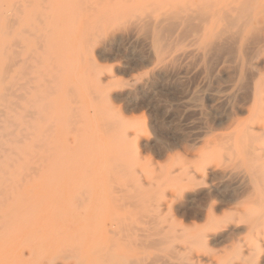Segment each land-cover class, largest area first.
I'll use <instances>...</instances> for the list:
<instances>
[{"label": "rangeland", "instance_id": "1", "mask_svg": "<svg viewBox=\"0 0 264 264\" xmlns=\"http://www.w3.org/2000/svg\"><path fill=\"white\" fill-rule=\"evenodd\" d=\"M41 1L0 0V79H3L2 82L0 80V96L3 95L5 86L8 87L14 78V73L11 72L13 69H9L11 71H8V75L4 74L10 57L23 49L14 48L15 39L19 38L24 47L30 42L26 55L30 52V55H34V51V56L39 58L42 54L36 39L22 33L24 28L35 33L39 30L38 34L45 30L46 33L50 29L53 31V37L44 35L50 38L43 39L47 52L46 55L42 54L45 57H40H43V65L52 67L45 78L54 75L60 82L53 86L58 87V91L52 99L31 107V111L36 112L33 119L30 116L23 118L24 114H32L15 109L14 105H10L11 101L3 103L0 97V111L9 113L5 118L0 117L3 122H0V155L3 156L0 166L8 168L5 176L4 172H0V191L4 193L5 190V198L2 194L0 196V260L7 257L38 260L43 255V258H59V264H74L77 261L81 264H264V212H261L264 211V195H257V192L264 194V130L251 129L247 123L248 113L239 109V95L249 83L248 78L240 77L243 64L239 55L225 52L226 55L223 53V56H219L224 51L218 50H213L216 55L213 51L203 53L197 46L187 45V42L172 43L165 50L154 54L147 34L138 30L130 18H120L116 23L115 30L119 38L112 46L103 48L97 45L86 50L82 37L87 26L84 22H87L89 16L80 15L78 18V14H75L66 17V13L58 12L61 8L57 5L48 13L44 24L41 19L37 20L42 10ZM45 6L47 4H44V8ZM16 13L19 16V24L16 26L18 29L11 26ZM262 20L263 27L264 19ZM11 44L15 52L10 47ZM186 52L187 58L182 57ZM4 53L7 55L4 56ZM252 54L251 52L248 56L251 58ZM20 56L22 57L21 53ZM177 56L181 58L177 59ZM249 57L246 60L247 63L251 62L249 67L259 68L261 61L257 57L254 60ZM36 58L33 57V61ZM36 61L32 63L36 66L35 69L42 66L37 65L39 63ZM53 65L57 66L56 70ZM58 70L63 73L59 71L56 75ZM112 74L116 77L112 78ZM41 75L39 72L35 73L38 83L33 82V86L44 81ZM240 80H243L245 88ZM75 86L78 88V96H75ZM88 87H91V92L94 90L96 98L92 94L94 92L90 94ZM74 98L79 102L77 105ZM93 99L99 100L94 104ZM52 101L57 102L52 107L55 111L52 108L44 111ZM46 103L48 105L44 106ZM75 106L78 108L75 109ZM67 107L72 108V114L68 113L70 109ZM97 108L102 112H96ZM81 109L79 112L82 114L77 115V111ZM5 119L9 121L6 122ZM24 119L26 123H23ZM28 120L34 126L31 131ZM10 121L20 126L14 127L10 123V127ZM232 121L246 123L242 127L230 128ZM129 122L130 128L126 125ZM141 122L145 132L136 130L137 123L141 125ZM132 123L136 131L131 127ZM35 126L39 130H33ZM24 128L26 133L30 132V139L26 140L27 134L20 132ZM114 129L116 130L113 131ZM131 129L134 133L138 131V134L131 135ZM5 130H14V136L4 138ZM241 136L248 138L247 141L243 137L242 140L245 141H240ZM17 138L19 141L16 143ZM239 141L248 142L247 147ZM35 144L43 147L37 150ZM4 149L9 150L4 152ZM242 149L247 150V154L253 152L254 157L248 155L247 158H250L246 159V153ZM14 152L18 153L17 156ZM227 153L231 156H227ZM41 156L43 158L40 159ZM24 166L27 170H24ZM28 167H31V171ZM33 167L37 169L33 170ZM14 170L17 171L16 175ZM213 171L234 173L239 184L247 183V191L241 186L229 191L221 190L219 180L212 176ZM26 176L31 177L28 179ZM251 179L257 180L253 183ZM9 184L11 188H5ZM253 207L259 212L253 213ZM257 216L262 218L259 220ZM22 218L28 223L22 221ZM257 222L261 225L259 223L257 226ZM230 228H239L242 232L235 241L212 239V235L224 233ZM120 259L124 261L121 262Z\"/></svg>", "mask_w": 264, "mask_h": 264}, {"label": "bare ground", "instance_id": "2", "mask_svg": "<svg viewBox=\"0 0 264 264\" xmlns=\"http://www.w3.org/2000/svg\"><path fill=\"white\" fill-rule=\"evenodd\" d=\"M29 4H30V1H29ZM36 4H37V1H36ZM44 4H47V6H45L44 8ZM9 5V4H8ZM57 5L60 6V10L61 11H58V12H63L64 14L66 13V17L68 16H72V15H77L78 18H80L79 16L80 15H88L87 18V22L83 21L84 22V25L85 23L87 24L86 26V32L83 31V33H85V35H83L84 37H82L83 39V44L85 45L86 50H88V47H95L97 45H100L102 46L103 48H106V47H109V46H112L114 43H116L118 41V38H119V35L116 34V27H117V22L118 20L121 18H130L133 20L132 24L138 29V30H141L143 32H145L148 36L149 39L147 40H150V47H151V50L152 52L155 54V53H158L162 50H165L167 47L170 46V44L172 43H186L187 42V45L190 44L191 46L194 45V46H197L199 48V50L203 53H206V52H212L213 50H218V51H224V52H220L221 54H219V56H223L222 54L226 52L227 53H230V54H235L236 56L239 55V57L242 59V64H243V68H242V71L240 73V77L242 79H245V78H248V85L246 86V88L242 85V82L243 80L241 81V85L245 88H243L244 90H241L243 91L241 93V95H239L240 97V107L239 109L243 112L246 110V112L248 113L249 115V120H248V124H249V127L251 129H263L264 130V26L262 27L261 24H263V20L264 18H262V16L264 15V0H42L41 3H40V6L42 7V10L40 11L38 17H37V20L40 21L39 19H41V21L44 23L46 21V18H47V15L48 13L54 8L56 7ZM16 6V5H15ZM14 6V8H16ZM30 6V5H29ZM20 7V6H19ZM37 8V6H35ZM32 8H33V5H32ZM20 11V10H19ZM22 12V11H21ZM17 13H19L17 11ZM17 13L15 14L16 15V19H12L11 21V26L13 25V28L17 26L18 23V15ZM23 14V13H22ZM52 14H54V12H52ZM5 15V14H4ZM9 15V14H8ZM7 15V16H8ZM13 15V14H12ZM33 15V14H32ZM57 15V14H56ZM22 16V15H21ZM64 17V15L62 16ZM8 18V17H7ZM55 18V17H54ZM84 18V16H83ZM93 19V22H90L91 19ZM6 19V18H5ZM9 20V19H7ZM67 20V19H66ZM71 20V19H70ZM76 20V19H75ZM2 21V20H1ZM56 21V20H55ZM77 21V20H76ZM88 21H89V24H88ZM120 21V20H119ZM21 22V21H20ZM63 22V21H62ZM70 22V21H69ZM68 22V23H69ZM41 23V22H40ZM42 23V26H43V30H44V25ZM58 23V21H57ZM56 23V24H57ZM71 23V22H70ZM80 23H81V20H80ZM129 23V22H128ZM45 24V23H44ZM52 25V24H51ZM71 25H73L71 23ZM4 26H7V25H4ZM34 26V25H32ZM69 26V25H68ZM70 27V26H69ZM12 28V29H13ZM18 29V27H16ZM53 28V27H51ZM72 28V27H71ZM135 28V29H136ZM6 29V27H5ZM25 29V28H24ZM24 29H20V31H22L23 34L27 35L28 34V37H34L36 39V42H38V48L40 49L39 51L43 54L46 51L47 49V45H46V42L45 40L43 39H46L47 35L50 36V37H53V31L51 32L50 30L47 31L48 32H51L49 34H47L45 31H41L39 34L37 33L38 31H36V33L34 32H30V30L28 28H26L25 30ZM37 29V28H35ZM46 29V28H45ZM77 29V28H76ZM63 30V29H62ZM65 31V30H64ZM82 31V30H81ZM67 32V31H65ZM69 32V31H68ZM11 33V31H10ZM9 33V34H10ZM13 33V32H12ZM5 34V33H4ZM16 34H19V33H16ZM68 34V33H67ZM124 34V33H123ZM12 35V34H10ZM20 35V34H19ZM22 35V34H21ZM44 35H46L44 37ZM82 35V34H81ZM23 36V35H22ZM69 36V35H68ZM74 36V34H73ZM143 36H145L143 34ZM29 37V38H30ZM48 37V38H50ZM128 37V36H126ZM11 38V36H10ZM23 39H25V37H22ZM33 38V39H34ZM47 38V39H48ZM12 39V38H11ZM28 39V38H27ZM131 39V38H130ZM141 39V38H140ZM65 40V39H64ZM10 41V40H9ZM27 41V40H26ZM34 41V40H33ZM32 41V42H33ZM70 41V40H69ZM13 42V41H12ZM31 42V43H32ZM35 42V43H36ZM30 42H28V44L24 47L21 42V40L18 38V39H15L14 41V48L17 49V48H23L21 49L22 51L20 52L22 54V57L20 56V53H16L15 52V49L13 48L12 44L10 47H12V49H14V52L13 53V56H11V60H9V63H8V67L6 68L7 70L5 71V75H8V71L9 69H13L11 72L14 73V78H12V81L9 82V86L6 87L5 86V90H4V93L2 96H0L2 98V102H7V101H11L9 102L10 105L13 107V105L16 107L15 109L17 110H22L23 112L25 111L26 113H31L32 115H28V114H24V117L23 118H28L29 116L31 117V119L34 118L33 115H36V112L33 113L31 111V107L35 104H41V102H44L46 99H52L56 94H57V88L53 87L54 84L56 85H59L58 83H60L58 81V77L52 75V77L50 78H45V75L47 77V74H49V72H51V69L52 67H47L45 65H43L42 63H44V60H43V57L44 55H46V53L44 55L37 53L38 55H42L40 57L39 55V58H42V60H37L36 59H39V58H36V56H34L36 53L33 51L34 55H30V54H27L28 53V45H29ZM2 44V43H1ZM49 44V43H48ZM53 45V43H51ZM63 44V43H62ZM141 44V43H140ZM10 45V43H9ZM22 45V46H21ZM36 46V44H35ZM58 46V45H57ZM37 47V46H36ZM59 47V46H58ZM67 47V46H66ZM72 47V46H71ZM172 47V46H171ZM56 48V46H55ZM63 48V47H62ZM73 48V47H72ZM71 48V49H72ZM8 49H9V46H8ZM52 49H54V47H52ZM78 49V48H77ZM92 49V48H91ZM95 49V48H94ZM34 50V49H33ZM37 50V49H35ZM69 50V49H67ZM81 50V49H80ZM17 51V50H16ZM31 51H32V48H31ZM55 52L57 51L56 49L54 50ZM66 51V50H65ZM8 52V51H7ZM19 52V51H17ZM70 52V50H69ZM87 52V51H86ZM90 52V51H88ZM253 53L255 56L253 57V54H252V57H253V60L255 57H257V59H259L261 61V65L260 67L258 68H250L248 64H250L251 62H246L247 60V57L249 53ZM11 53V52H10ZM67 53V52H66ZM81 53V52H80ZM79 53V54H80ZM93 53V52H91ZM190 53V51H189ZM212 53H215V51H213ZM12 54V53H11ZM15 54V55H14ZM60 55L62 53H59ZM72 54V53H71ZM172 54V53H171ZM193 54V53H191ZM225 54V55H226ZM228 54V55H230ZM7 54L4 53V56H6ZM10 55V54H9ZM48 55V54H47ZM68 55V53H67ZM73 55V54H72ZM77 55V54H76ZM87 55V54H86ZM89 55V54H88ZM91 55V54H90ZM161 55V54H160ZM170 55V54H169ZM216 55V53H215ZM224 55V56H225ZM50 56V55H49ZM58 56V55H57ZM81 56H83L81 54ZM93 56V55H92ZM91 56V57H92ZM187 56V52L184 53L182 55V57H186ZM202 56V53L201 55ZM212 56V55H211ZM214 56V55H213ZM234 56V55H233ZM236 56H234L235 58H237ZM251 56V55H250ZM9 57V56H8ZM36 58L33 59L32 58ZM45 57V56H44ZM62 57V55H61ZM65 57H68L65 55ZM204 57V56H203ZM230 57V56H229ZM252 57L250 59H252ZM63 58V57H62ZM82 58V57H81ZM156 58V56H155ZM178 58H181L179 56H177V59ZM210 58V56H209ZM45 59V58H44ZM49 59V57H48ZM65 59V58H63ZM67 59V58H66ZM83 59V58H82ZM51 60V59H50ZM54 60V59H53ZM52 60V61H53ZM56 60V59H55ZM58 60V59H57ZM85 60V59H84ZM90 60V58H89ZM198 60V58H197ZM201 60V59H199ZM37 62L39 64L37 65H42L40 68H36V66L34 67L32 65L33 62ZM41 61H43L41 63ZM71 61V60H70ZM83 60H81L82 62ZM88 61V60H87ZM92 62V60H90ZM216 61V60H215ZM221 61V60H220ZM234 61V60H232ZM74 62V61H73ZM80 62V63H81ZM230 62V61H229ZM241 62L240 59L238 61V63ZM41 63V64H40ZM50 63H52L50 61ZM84 64V62H82ZM226 63V62H225ZM237 63V65L239 66V64ZM79 64V63H77ZM94 64V63H92ZM91 64V65H92ZM234 64V63H233ZM52 65V64H51ZM85 65V64H84ZM83 65V66H84ZM90 65V67H91ZM98 65V64H96ZM154 65V64H153ZM236 65V63L234 64ZM33 66V67H32ZM45 66V67H44ZM93 66V65H92ZM95 66V65H94ZM93 66V67H94ZM101 66V65H100ZM54 67V65H53ZM56 67L55 66V70H56ZM108 67V66H106ZM105 67V68H106ZM245 67V68H244ZM78 68V66H77ZM89 68V67H88ZM96 67H94L95 69ZM235 68V66H234ZM238 69L240 68L237 67ZM248 68V69H246ZM5 69V68H4ZM97 69L100 70V68L98 67ZM108 69V68H107ZM55 70L53 69V71L55 72ZM68 70V69H67ZM78 70V69H77ZM88 70V69H87ZM92 70V69H91ZM9 71V72H10ZM62 72L61 70H58L56 71V75L58 74V72ZM71 71V70H70ZM94 71V70H93ZM96 71V70H95ZM153 71V70H152ZM39 74H42L41 76L44 77V81L39 84L38 86H33V84L36 82V80L38 81L37 77L35 76V73H38ZM69 72V71H68ZM87 72V71H85ZM84 72V73H85ZM154 72V71H153ZM236 72V71H235ZM240 72V69L239 71ZM63 73V72H62ZM61 73V74H62ZM79 73V72H78ZM92 73V71H91ZM203 73V72H202ZM52 74V73H51ZM76 74V73H74ZM99 74V73H98ZM97 74V75H98ZM103 74V73H102ZM101 74V75H102ZM5 75L3 76V78L5 77ZM36 78H34V76ZM65 75V73H64ZM63 75V76H64ZM72 75V74H71ZM82 75V74H80ZM85 75V74H83ZM159 75V74H158ZM10 76V75H9ZM9 76H7L6 78H9ZM39 76V77H41ZM87 76V75H85ZM113 76V74H112ZM38 77V78H39ZM75 77V76H74ZM89 77V76H88ZM88 77L86 78L88 80ZM116 76H113L112 78H114ZM163 77V76H162ZM238 77V76H237ZM5 78V79H6ZM72 78V76H71ZM83 78V77H81ZM4 79V80H5ZM76 79V78H75ZM212 79V78H211ZM1 80V79H0ZM3 80V79H2ZM1 80V82H2ZM85 80V79H84ZM83 80V82H84ZM90 80V79H89ZM88 80V81H89ZM7 81V80H6ZM77 81V80H76ZM96 81V80H95ZM247 79H246V82H248ZM4 82V81H3ZM34 82V83H33ZM58 82V83H57ZM65 82V81H64ZM78 82V81H77ZM5 83V82H4ZM38 83V82H36ZM35 83V84H36ZM53 83V84H52ZM79 83V82H78ZM243 83V84H245ZM64 84V83H63ZM71 84V83H70ZM88 84V82H87ZM86 84V85H87ZM2 85V83H1ZM61 85V84H60ZM73 85V84H72ZM70 85V86H72ZM76 85V84H75ZM80 85V84H79ZM85 85V83H84ZM90 84H88L87 86H89ZM68 87L69 89H71V87ZM86 86V87H87ZM238 86V85H237ZM61 87V86H60ZM109 87V86H108ZM112 87V85H111ZM214 87V86H213ZM230 87V86H229ZM240 87V85H239ZM67 88V87H66ZM84 88V87H83ZM91 87H88V90L90 91V94L92 92H94V90L91 92L90 90ZM231 88V87H230ZM235 88V86H234ZM69 89H68V92H69ZM75 89H76V94L75 96H78V88H76L75 86ZM74 89V90H75ZM241 89V87H240ZM73 89H71L72 91ZM84 90H86L84 88ZM238 90V88H237ZM237 90L235 91L236 94H237ZM61 91V90H59ZM66 92V93H68ZM73 92V91H72ZM105 92V91H104ZM238 93H239V90H238ZM85 94H86V91H85ZM93 95L95 94L92 93ZM233 94V93H232ZM235 94V95H236ZM67 95V98H68V94ZM96 95V94H95ZM94 95V96H95ZM99 95V94H98ZM232 96V95H231ZM70 97V96H69ZM97 97V95L95 96V98ZM99 97V96H98ZM71 98H73L71 96ZM89 98V96H88ZM94 98V97H93ZM94 98V99H95ZM75 99V98H74ZM94 99L92 100L93 103L95 104V102L99 99H97L96 101H94ZM234 99V98H233ZM238 99V98H237ZM70 100V98H69ZM73 100V99H71ZM79 100V99H78ZM90 100V99H89ZM67 101V100H66ZM76 101V99H75ZM74 101V102H75ZM82 101V100H80ZM130 101V100H129ZM237 101V100H236ZM1 102V103H2ZM65 102V101H64ZM84 102V101H82ZM107 102V101H106ZM238 102V101H237ZM12 103V104H11ZM73 103V101L71 102ZM77 103L79 102H75V104L77 105ZM81 103V102H80ZM109 103V102H107ZM100 104V103H99ZM98 104V105H99ZM47 106L48 104H44V106ZM57 105V102L55 101H52L51 103H49L48 106L50 107H46L44 109V111H47L46 109L48 108H52L54 106ZM65 105V104H64ZM91 105V104H90ZM102 105V104H100ZM99 105V106H100ZM3 106V104H2ZM7 106V104L5 105ZM4 106V107H5ZM9 106V105H8ZM10 106V107H11ZM67 105H65L66 107ZM93 106V105H91ZM98 106V108H99ZM103 106V105H102ZM111 106V105H110ZM9 107V109H11ZM77 106H75V109ZM81 107V106H79ZM86 107V106H84ZM96 107V106H95ZM44 108V107H43ZM69 108V107H67ZM82 108V107H81ZM97 108V111L98 113H101L102 111L98 110ZM104 108V107H103ZM108 108V106H107ZM113 109V106L111 107ZM230 108V107H229ZM14 111H13V110ZM11 110L15 113H18L16 112V110L14 108H12ZM59 109V108H58ZM61 109V108H60ZM70 109V108H69ZM67 109V111L69 110ZM72 109V108H71ZM71 109L68 111L72 112ZM238 109V110H239ZM52 110H54L52 108ZM62 110V109H61ZM63 110H64V106H63ZM62 110V112H63ZM109 110V109H108ZM10 111V112H12ZM55 111V110H54ZM77 111V110H76ZM82 111L81 110H78V114L77 115H81L82 113L80 112ZM87 111V110H86ZM47 113V112H46ZM64 113V112H63ZM67 115H70L68 114ZM89 113V112H88ZM107 113V112H106ZM105 113V114H106ZM119 113V112H118ZM241 113V112H240ZM9 114V113H8ZM7 113H5V111H0V117H4L5 118V115H8ZM19 114V113H18ZM87 114V113H86ZM246 114V113H245ZM27 115V116H26ZM40 115V114H38ZM48 115V113H47ZM60 115V114H59ZM76 115V116H77ZM103 115V114H102ZM117 115V113H116ZM244 115V114H243ZM61 116V115H60ZM74 116V115H72ZM18 117H20V114L18 115ZM12 118V116H11ZM39 118L43 119L44 117H41L39 116ZM68 118V116H67ZM77 118V117H76ZM80 118V117H79ZM87 118V117H86ZM103 118V117H102ZM40 119V121L42 122V120ZM78 119V118H77ZM81 119V118H80ZM3 120V119H1ZM6 120V119H5ZM82 120V119H81ZM120 120V119H119ZM124 120V119H123ZM133 120V119H131ZM139 120V119H138ZM9 121L8 119L6 120V122ZM12 121V120H11ZM9 122L12 123V122ZM25 121V122H24ZM31 121V120H30ZM35 121V120H34ZM47 121V119H46ZM44 120V122H46ZM58 121V120H56ZM78 121V120H77ZM84 121V120H82ZM87 121V120H86ZM128 121V120H127ZM130 121V119H129ZM142 121V120H141ZM144 121V120H143ZM2 122V121H0ZM29 122V120H28ZM53 122V121H52ZM60 122V121H59ZM96 122V121H95ZM107 122V121H106ZM118 122V121H117ZM124 122V121H123ZM136 122V120L134 121ZM140 122V121H139ZM138 122V123H139ZM226 122V120H225ZM233 122V121H232ZM231 122V123H232ZM3 123V122H2ZM23 123H26V119L23 120ZM30 123V122H29ZM34 123V122H33ZM51 123V122H50ZM58 124V122H56ZM64 123V122H63ZM68 125H69V122H67ZM103 123L104 120H103ZM137 123V127H136V130L140 129L142 130V126H143V123L140 125ZM246 123V122H245ZM245 123L243 122H240V121H235L233 122L231 125H230V128L234 126H236L237 128L238 127H242L245 125ZM1 124V123H0ZM8 124V126H9ZM13 124V123H12ZM28 124V123H27ZM43 124V123H42ZM65 124V123H64ZM118 124V123H117ZM119 124H120V121H119ZM122 124V122H121ZM125 124V122H124ZM131 123L129 122V124L127 123L126 125H130ZM14 127H16L18 124L14 123L13 124ZM29 125V129L31 131L32 129V126H31V123L28 124ZM51 125V124H50ZM78 125V124H77ZM113 125V124H112ZM125 125V126H126ZM136 125V124H134ZM20 126V125H18ZM97 126V125H96ZM111 126V125H110ZM119 126H122V125H119ZM118 126V128H119ZM127 126V127H128ZM133 126V123L131 125V127ZM227 126V125H226ZM2 127V126H1ZM5 127V126H4ZM10 127H11V124H10ZM34 127V126H33ZM51 127V126H49ZM78 127V126H77ZM141 127V128H139ZM235 127V129H236ZM39 128V127H38ZM36 128H33V130L35 129H38ZM48 128V127H47ZM79 128V127H78ZM106 128V127H104ZM113 128V127H111ZM122 128V127H121ZM120 128V129H121ZM130 128V126H129ZM134 130H135V127L133 126ZM145 128V127H143ZM3 129V128H1ZM7 129L9 130V128L7 127ZM80 129V128H79ZM84 129V128H83ZM119 129V130H120ZM227 129V127H226ZM7 130V131H8ZM39 130V129H38ZM47 131V129H45ZM51 130V129H50ZM105 130V129H104ZM116 129H114L113 131H115ZM132 130V129H131ZM135 130V131H136ZM140 130H138L140 132ZM243 130V129H242ZM5 130L6 133L8 134H4L3 137L6 138V136H11L15 133L16 131V128H15V131L12 130V132H7ZM20 131V130H19ZM25 128H24V131H20L21 133L22 132H25ZM68 131V129H67ZM118 131V129H117ZM138 131L137 133H134V131L132 130L131 131V135L132 133H134L135 135L138 134ZM144 131V129L142 130ZM141 131V132H142ZM237 131V130H235ZM239 131V130H238ZM237 131V132H238ZM27 132V131H26ZM25 132V133H26ZM37 132V131H36ZM107 132V131H106ZM105 132V133H106ZM126 132V131H125ZM145 132V131H144ZM143 132V134H144ZM227 132V131H226ZM234 132V131H232ZM244 133V131H242ZM246 132V130H245ZM30 133V132H28ZM28 133H26L27 135H25L26 137V140L29 138V135ZM32 133V132H31ZM46 133V132H45ZM109 134V132H107ZM147 133V131H146ZM225 133V132H224ZM235 134H237L236 132H234ZM232 133V134H234ZM248 133V132H246ZM119 134V133H118ZM142 134V133H141ZM140 134V135H141ZM234 134V135H235ZM251 134V133H250ZM32 135V134H31ZM35 135V134H34ZM146 135V134H145ZM225 135V134H224ZM241 135V133L239 134ZM248 135V134H247ZM1 136V135H0ZM44 136V135H42ZM97 136V135H96ZM142 136V135H141ZM227 136V135H226ZM253 136V135H252ZM259 136V135H258ZM2 137V136H1ZM0 137V138H1ZM24 137V134L23 136ZM41 137V136H40ZM89 137V136H88ZM115 137V135H114ZM242 137L241 136V139L240 141H247V139H245L243 137V139L245 140H242ZM250 137V136H249ZM36 137L34 136V139ZM99 138V137H98ZM233 138V136H232ZM231 138V139H232ZM240 138V137H239ZM238 138V139H239ZM255 138V137H254ZM16 139V138H15ZM18 140H15V142L17 143L19 141V138H17ZM22 139V138H21ZM20 139V140H21ZM30 139V138H29ZM90 139V138H89ZM116 139V138H115ZM234 139V138H233ZM251 139L253 140V138L251 137ZM94 140V138H93ZM2 141V140H1ZM22 141V140H21ZM35 141V140H34ZM37 141V139H36ZM35 141V142H36ZM116 141V140H115ZM234 141V140H233ZM239 141V143H240ZM249 142L251 140H248ZM11 142V141H10ZM12 141V143H15ZM24 142V141H22ZM33 142V141H32ZM94 142V141H93ZM117 142V141H116ZM254 142V141H253ZM20 144H22L21 142H19ZM18 143V145H19ZM31 143V141H30ZM39 143V141L37 142ZM238 143V142H237ZM248 142L246 143H240V144H243V146L247 144ZM252 144V141L250 142ZM249 143V144H250ZM257 143V142H256ZM3 143L1 142V145ZM32 144V143H31ZM116 144V143H115ZM118 144V143H117ZM5 145V144H4ZM25 146V144H23ZM135 145V144H133ZM248 145V144H247ZM254 145V144H253ZM34 146V145H33ZM35 148H37V150L39 149V144H38V147L37 145L35 144ZM43 147V145H41ZM113 146V145H112ZM244 146V147H245ZM251 146L252 148V145H249V147ZM4 146H2V149H3ZM18 147V146H17ZM40 147V148H42ZM242 147V146H241ZM247 147V146H246ZM1 148V147H0ZM19 148V147H18ZM25 148V147H24ZM240 148V147H239ZM250 148V150L252 151V149ZM222 149V148H221ZM225 149V148H224ZM246 149V148H245ZM5 150V149H4ZM9 150V149H7ZM7 150H5L4 152H7ZM43 150V149H42ZM217 150V149H216ZM227 150V149H225ZM243 150V149H242ZM241 150V151H242ZM249 150V149H248ZM22 151V150H21ZM41 151V150H40ZM219 151V149H218ZM240 151V152H241ZM24 152V151H23ZM242 152H244V154L247 152V150H243ZM16 154V152H14ZM217 153V152H216ZM219 153V152H218ZM225 153V152H224ZM223 153V155H224ZM232 153V152H231ZM234 154H236V152H233ZM252 153V155H251ZM250 154H245L246 156V159H249L247 158L248 155L254 157L253 155V152H251ZM13 154V153H12ZM27 154V153H25ZM36 154V152H35ZM203 154V153H202ZM206 154V153H205ZM244 154H243V157H244ZM7 155V154H6ZM29 155V154H28ZM208 155V154H207ZM206 155V156H207ZM233 155V154H232ZM241 155V154H239ZM44 156V155H43ZM43 156L40 157L43 158ZM226 156V153L225 155ZM227 156H231L230 154L227 153ZM258 157V155H256ZM3 156L0 155V159L2 158ZM30 157V155H29ZM38 157V154L37 156ZM47 157V156H46ZM203 157H205L203 155ZM234 157H236L234 155ZM242 157V158H243ZM112 158V157H111ZM233 158V157H232ZM35 159V157H34ZM38 159V158H37ZM118 159V158H117ZM23 160V159H22ZM31 160V159H30ZM206 160V158H205ZM255 160V159H254ZM14 161V160H13ZM257 161V160H256ZM263 161V160H262ZM3 162V161H2ZM36 163H39L35 160ZM46 162V161H45ZM26 164V163H25ZM196 164V163H195ZM201 164H203L201 162ZM200 164V165H201ZM259 165V163H257ZM12 165V163L10 164V166ZM28 165V164H27ZM30 165V164H29ZM199 165V166H200ZM257 165V166H258ZM26 166V165H25ZM24 166V170H27V168ZM32 167V166H31ZM31 167H28V169H30L31 171ZM263 167V166H262ZM14 168V166L12 167ZM34 168L36 167H33L32 169L34 170ZM187 168V167H186ZM260 168V167H259ZM8 168H2L0 166V172H4V176H5V172L8 171L7 170ZM37 169V168H36ZM35 169V170H36ZM245 169V168H244ZM264 169V168H263ZM198 170V169H197ZM16 172L14 170V174L16 175ZM35 172V171H33ZM248 173V172H247ZM251 173V172H250ZM249 173V174H250ZM18 174V173H17ZM251 174H255V173H251ZM257 174V173H256ZM7 175V173H6ZM30 175V174H29ZM57 175V174H55ZM9 175H7L8 177ZM212 176L215 177L217 180H219V186H220V189L223 190V191H229L231 188H235L236 186L239 187L241 186L242 189L246 190V187H247V183H242V184H239V181L237 180L236 176L234 173L232 172H227V171H222V172H212ZM249 176V175H248ZM256 176V175H255ZM24 177V176H23ZM28 177V176H26ZM31 177V176H29ZM28 177V179H29ZM241 178V177H240ZM252 178V177H251ZM257 178V177H256ZM3 179V178H2ZM9 180V178H7ZM247 179V177H246ZM254 179V178H253ZM251 179V180H253ZM4 180V179H3ZM6 180V179H5ZM241 180V179H240ZM249 180V179H248ZM257 180V179H255ZM255 180H253V183L255 182ZM7 181V180H6ZM261 182V181H260ZM4 183V182H3ZM2 183V184H3ZM15 183H17L15 181ZM5 184L8 185V183L6 182ZM3 184V185H5ZM11 184V182H10ZM9 184V186H6L5 188L7 187H10L11 188V185ZM259 184V182H258ZM252 185V184H251ZM255 185V184H254ZM20 186V185H19ZM190 188V187H189ZM260 188V187H258ZM251 189V188H250ZM257 189V188H255ZM2 190V188H1ZM263 190V188H262ZM8 191V190H6ZM34 191V190H33ZM43 191V190H42ZM240 191V190H239ZM247 191V190H246ZM245 191V192H246ZM260 191V190H259ZM182 192V191H181ZM243 192V191H242ZM4 193H5V190H4ZM3 191H0V196L2 194L3 196ZM180 193V191H179ZM263 194V192H257V195L258 194ZM43 194V193H42ZM47 194V193H46ZM183 194V192H182ZM221 194V193H220ZM180 196V194H178ZM242 195V194H241ZM254 195V194H253ZM261 195V196H262ZM48 196V195H47ZM242 196H245V195H242ZM260 196V197H261ZM222 197V196H221ZM229 197V196H228ZM257 197V196H256ZM3 198H5L3 196ZM11 198V197H10ZM9 198V199H10ZM194 198V197H193ZM192 198V199H193ZM220 198V197H219ZM238 198V197H237ZM259 197H257L258 199ZM48 199V198H47ZM191 199V200H192ZM240 199V198H239ZM261 199V198H260ZM263 199V197H262ZM261 199V201H263ZM1 200V199H0ZM24 202L25 199H23ZM225 200V199H224ZM234 200H236V198H234ZM233 200V201H234ZM56 202V201H55ZM3 203V202H2ZM255 203V202H253ZM259 203H260V200H259ZM261 206V205H260ZM48 208V207H46ZM254 208V207H253ZM251 209L252 212L257 209L256 207ZM27 209V208H26ZM43 210V209H42ZM46 210V209H45ZM263 210V209H262ZM243 211V210H242ZM248 211V210H247ZM41 212V211H40ZM249 212H250V209H249ZM259 212V211H258ZM256 210L253 212V213H258ZM261 212H264V211H261ZM260 212V213H261ZM23 213V212H22ZM29 213V212H28ZM31 214V213H29ZM9 215V213H8ZM263 213H262V217H263ZM23 216V215H22ZM30 216V215H29ZM210 216V215H209ZM261 216V214H260ZM4 217V216H3ZM2 217V218H3ZM20 217V216H19ZM35 217V216H33ZM259 218V220L262 218H260L259 216H257ZM1 218V217H0ZM25 218V217H24ZM30 218V217H29ZM12 219V218H11ZM21 220V218H19ZM46 219V218H45ZM153 219V218H152ZM264 219V218H263ZM26 221L25 219L22 218V221ZM65 220V219H64ZM211 220V219H210ZM257 220V219H256ZM258 220V221H259ZM15 221V220H13ZM213 221V220H212ZM212 221H210L211 223H213ZM8 223L11 222V224L13 223L12 221H7ZM27 222V221H26ZM66 222V221H65ZM209 222V223H210ZM25 223V222H24ZM28 223V222H27ZM31 223V222H30ZM68 223V222H67ZM257 226H259V223L260 222H257ZM10 224V225H11ZM22 224V223H20ZM32 224V223H31ZM150 224V223H148ZM157 224V223H156ZM26 225V224H25ZM57 225V224H56ZM211 225V224H210ZM261 225V223H260ZM9 226V225H8ZM256 226V225H255ZM7 227V226H6ZM9 227H12V226H9ZM207 227V226H206ZM215 227V226H214ZM23 228V227H22ZM27 228V227H26ZM209 228V227H208ZM255 228V227H254ZM9 229V228H8ZM61 229V228H60ZM59 229V230H60ZM253 229V228H252ZM26 230V229H25ZM23 229V231H25ZM159 230V229H158ZM48 231V230H47ZM162 231V230H161ZM14 232V231H13ZM17 232V230L15 231ZM14 232V233H15ZM42 233V232H41ZM56 233V232H55ZM241 230L239 228H230L229 230L225 231L224 233H221V234H215V235H212V239L214 241H235L237 239V237L241 234ZM14 235V234H13ZM51 235V234H50ZM19 237V235H18ZM16 238V237H15ZM56 238V237H55ZM178 238V237H177ZM160 240V239H159ZM247 241V239H246ZM53 243V242H52ZM158 243V242H157ZM46 244V243H45ZM215 244V243H214ZM47 245V244H46ZM37 246V245H36ZM255 247V246H254ZM256 249V247H255ZM258 250V249H257ZM236 251V250H235ZM43 252V251H42ZM258 252V251H257ZM36 256V255H35ZM64 256V255H63ZM45 257V256H44ZM37 258V257H36ZM73 258V256L71 257ZM78 258V257H77ZM233 258V257H232ZM59 258H56V257H49V258H43V255H42V258L38 259V260H33V259H26V258H17V257H7L6 259L4 260H0V264H59ZM79 259V258H78ZM83 259V258H82ZM122 260V259H120ZM113 261V260H112ZM124 260H122L121 262H123ZM128 261L126 260V263ZM132 262V261H131ZM112 263V262H111ZM109 262V264H111ZM114 264L116 262H113ZM139 263V262H138ZM65 264V263H63ZM66 264H68L66 262ZM74 264H81L79 261H77V263H74ZM108 264V263H107ZM117 264V263H116ZM128 264V263H127ZM133 264V262L131 263Z\"/></svg>", "mask_w": 264, "mask_h": 264}]
</instances>
